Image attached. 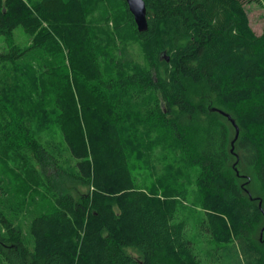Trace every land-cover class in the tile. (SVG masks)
<instances>
[{
	"label": "trees",
	"instance_id": "1",
	"mask_svg": "<svg viewBox=\"0 0 264 264\" xmlns=\"http://www.w3.org/2000/svg\"><path fill=\"white\" fill-rule=\"evenodd\" d=\"M112 1L0 0V264H264L250 0H144L146 32Z\"/></svg>",
	"mask_w": 264,
	"mask_h": 264
},
{
	"label": "rangeland",
	"instance_id": "2",
	"mask_svg": "<svg viewBox=\"0 0 264 264\" xmlns=\"http://www.w3.org/2000/svg\"><path fill=\"white\" fill-rule=\"evenodd\" d=\"M31 1H32V3L33 2L35 3L37 0H31ZM111 2H113V1L112 0H105V3L108 4L109 7H111L110 6ZM114 4L118 6L119 5V0H115ZM245 9H246V11L248 13L250 24H251V27H252L253 31L259 36L264 35V0H250V2L245 4ZM109 25H110V28L112 30V33H116V31H115V22L114 21H110ZM118 32H119V30L117 31V33L115 35L114 34H112V35L116 36L118 34ZM22 36H23V34H22ZM19 41H20L21 44H28V43L31 42V40L28 39L27 37H24L22 39L20 38ZM5 49H6L5 44L0 41V52H3ZM134 51L135 52H140L139 48L137 46L132 48L131 52H134ZM106 72H108L109 75H111V76L113 75L114 79H116V78L118 80L120 79L119 78L120 74H118L116 72H112L111 70H107ZM212 99H214V97ZM214 107L220 108V110L222 109V110L227 111V112L230 111L228 107L219 104L217 102V100H214ZM9 118L11 119V116H9ZM186 123H187L186 120H183V124H186ZM235 130L236 129L234 128L233 129L234 133H235ZM59 138L62 140V138L60 136H59ZM175 143H173V144L176 146ZM166 148H168V147L166 146V147L159 148L157 150L158 156H160L163 152H165ZM168 152H170V151L168 150ZM21 153L23 155H25L26 157H28L27 153L26 154L23 153V152H21ZM3 154H7V144L3 141L2 135L0 134V156L3 155ZM137 176L139 178V181L145 183L146 185H150L154 181V177H152L151 174L149 172H147L145 169L143 170L142 173L138 172ZM240 177L242 178V184L245 185L246 189H253V190H255L257 192L256 195H263V192L261 190H259L260 187L256 184L255 181L251 183L246 177H243V176H240ZM67 186H68V190L70 192H72L73 194H75L76 196H79L81 193L86 192V189H83V188L82 189H76V188L73 187L74 185L70 184V183H68ZM42 192L44 194H46L45 188L42 189ZM192 200H193V198H192ZM261 203L262 202H260V204ZM187 207H188V210H185L182 213V218H184V219H186L188 221L189 230H190L191 234H194L195 239L197 240L198 239V236H197V234H198L197 233V225H198L197 224L198 223L197 222V218L199 217V210L198 209L195 210V207L192 206L191 203ZM191 207L194 208V211L191 210L192 209ZM262 226H264V220H263ZM262 226L259 228L260 231H261V228H263ZM261 242H264V235L263 234L261 236ZM126 251L130 255H132L134 257H138V252L137 251H135L133 249H126Z\"/></svg>",
	"mask_w": 264,
	"mask_h": 264
},
{
	"label": "water",
	"instance_id": "3",
	"mask_svg": "<svg viewBox=\"0 0 264 264\" xmlns=\"http://www.w3.org/2000/svg\"><path fill=\"white\" fill-rule=\"evenodd\" d=\"M126 3L129 7L130 12L132 13L135 22L137 24L139 32H146L148 30V18H147V6L144 0H126ZM218 113L228 117V119L235 125L236 128V138L239 136V127L236 125V122L232 119V117L218 109H215ZM235 142V141H234ZM233 142V144H234Z\"/></svg>",
	"mask_w": 264,
	"mask_h": 264
}]
</instances>
